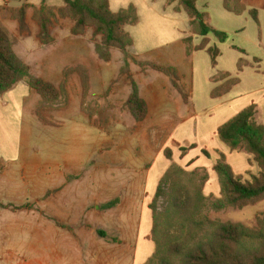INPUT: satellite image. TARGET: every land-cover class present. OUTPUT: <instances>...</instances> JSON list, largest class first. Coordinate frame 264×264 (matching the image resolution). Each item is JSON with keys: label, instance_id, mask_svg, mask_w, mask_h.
<instances>
[{"label": "crops", "instance_id": "1", "mask_svg": "<svg viewBox=\"0 0 264 264\" xmlns=\"http://www.w3.org/2000/svg\"><path fill=\"white\" fill-rule=\"evenodd\" d=\"M25 2L28 4L26 6L27 32H21L17 20L11 16V9L24 5V0H0V21L10 34H13L15 38L13 50L28 66L32 74L42 77L56 87L65 81L67 99L63 97L61 99L62 103L60 101L57 103L59 105L57 109L47 108L50 115H72L71 118H74L85 127H95L89 122H94L103 114H107L109 117L114 116V118H110L112 122L118 115H124L133 122V117L126 107L115 110L114 99L110 101L114 109L104 113V98L98 97V95H103L109 91L111 83L119 76L121 65L118 66L117 72L111 78L105 76L107 70L105 64H109L113 60L114 49L111 50V59L108 62L103 61L95 52L94 42L91 39L92 35L89 30L79 35L72 34L73 22L67 18L62 19L57 27L55 25L51 28V42L41 43L38 38L39 27L32 18L34 8L38 9L42 4L49 7H59L62 2L61 0H25ZM108 3L111 11H118L130 5L135 7L138 22L134 25L124 26L125 32L132 39V45L129 47L130 54L138 61L154 62L163 66L174 67L177 72V83L187 97V100L184 101L182 95L173 86L170 76L150 66L141 67L134 63L130 66V73L138 85L139 94L147 104V116L144 119L147 122L145 123L146 127L144 131L141 130L138 134L141 139L144 138L145 140L143 142L144 148L149 149V139L151 137L155 138L161 135L176 142L178 145L175 147L179 149L181 143L195 142L191 139L188 142L189 140L186 138L181 141L175 139V137L183 136L184 133H187L190 137V132L197 134L203 129H209L207 139L210 141L206 144L208 147L205 145L201 148L198 147L200 150L195 149V147L190 148L185 152L188 155L186 158L189 157L190 153L196 152L197 154L204 148L211 152L215 160L222 154L236 174L246 171L250 165L248 162L249 154L243 151L231 150L218 138L217 129L249 104L256 105L255 119L258 123L264 125V110L261 114L258 112V106L264 105V0H239V3L244 7L240 13L227 10L224 7L223 0L197 1L198 10L206 14L204 22L213 29L227 34L224 41H219L211 32L204 37L190 33V18L177 1L108 0ZM253 9L256 11L257 21L249 13V10ZM163 18H167L172 26L181 28L179 33L176 32L174 39L165 43L158 41L157 36L153 34L144 45H140L136 36L128 31L131 26H138L146 22L152 24L154 20H163ZM31 35H34L42 45L53 46L62 42V51L53 56L48 67H45L47 65L41 60V73L43 74L35 72L33 70L34 62L30 63L28 60L31 55L26 46V38ZM188 36L191 37L190 43L185 42V38ZM203 38H206L207 42L200 47ZM212 46H216L219 50L214 64L208 52V48ZM121 54L123 56L122 52ZM78 69H81L86 78L87 91L84 98L82 76ZM51 78L55 80H51ZM129 92L130 89L126 88V96L122 104L126 101ZM250 96L254 97V100H250ZM39 100V94L23 81L0 95V155H2L0 163L4 169L8 168L9 164L17 163L18 160H21L20 167L22 169H25V166L31 163L34 164V168L37 163L35 160L44 159L38 156L40 154L37 148H31L28 151L29 149L19 145L11 149L13 152L9 156L7 143L9 123H11L9 118L19 120V130L13 129V132L18 131L17 135L20 133L22 136L25 105L32 103L37 106ZM88 103L97 107L95 111L87 110ZM32 110L35 114V108ZM37 119L40 121L38 117ZM49 121L52 122V119ZM97 127L102 130L101 127ZM135 135L137 136V134ZM199 145L202 144L199 142ZM88 149L86 146H49L41 148V151L47 153V181L48 191L50 192L48 213L55 223L56 221L64 223L65 219L66 223H71L68 221L70 214L67 211L73 206L74 202L80 201L81 187L86 180V173L89 168H94L96 187H101L100 196L98 197L97 194L95 200L96 202H105L102 176L98 175V170L103 171V164L97 163L93 166L94 164L91 162L90 167L88 166L89 160L98 152V146L96 144L90 147V155ZM148 152L149 150H145L144 153L147 154ZM82 155H85V161L82 159ZM163 156L162 153L158 152L155 159L161 160ZM144 165L145 163L143 166L122 165L123 168L135 172L133 177L129 178L131 180L129 185L136 195L142 193V187L145 186L144 183L147 181L148 175L144 174L143 171L148 167L142 169ZM151 167L149 166V168ZM121 195L122 192L120 191L113 198L106 200V203L116 198L119 199V202L120 200L122 202ZM81 206L82 203L80 202L76 211H80ZM83 206H85V203H83ZM115 206L109 207V209ZM73 216L71 214V217ZM54 225L58 228H64L58 224L57 226ZM76 239L78 240V238ZM133 264H135L134 260Z\"/></svg>", "mask_w": 264, "mask_h": 264}, {"label": "rangeland", "instance_id": "2", "mask_svg": "<svg viewBox=\"0 0 264 264\" xmlns=\"http://www.w3.org/2000/svg\"><path fill=\"white\" fill-rule=\"evenodd\" d=\"M23 4L28 5L25 0ZM55 13H57L56 10ZM62 19L65 18L60 17L57 13L50 30L55 25L57 27ZM87 30L92 35L91 39L94 44L100 42V36H94L90 27H86L83 33ZM180 30V27L172 26L167 18L156 19L152 24L146 22L138 26H131L128 29L136 36L140 45H144L153 34L157 36L158 41L165 43L174 39L176 32L179 33ZM11 38L12 44H14L13 34H11ZM61 45L62 42L53 46L42 45L34 35L27 37L26 46L31 55L28 60L30 63L34 62L33 70L43 74L41 73V60L47 65L45 67H48L53 56L62 51ZM113 51V60L109 64H105L107 69L105 76L111 78L117 72L118 66L121 65V67L119 76L111 83L109 91L98 95V97L104 98V113L114 109L110 102L112 99H114L115 110L127 108L125 102L122 104L126 96V88L131 91L130 80L127 77L131 75L130 66L133 63L137 64V60L130 54L129 48L128 53L123 56L119 50L114 49ZM125 59L129 68L127 74L121 72ZM132 79L134 80L133 77ZM51 80L55 79L51 78ZM63 97L62 95L58 102L51 106L41 105V102L37 106L32 103L26 104L23 113L22 136L20 133L17 135L18 131L13 132V129L19 128V120L9 118L11 121L7 140L9 156L13 152L11 149L19 145L29 149L28 151L31 148H37L40 154L38 156L45 160H35L37 163L34 168V164L31 163L25 166V169L20 167L21 160L9 164L6 169L0 163V264H133V260L135 264H142L154 251V244L150 239L153 238L150 235L152 215H156L154 219L157 226L156 242L158 241L163 252H167V247L164 245L168 241L183 238L187 231L182 225L181 215H184L190 208L198 189L205 197L198 218L240 223L251 228L257 226L256 217L264 214V196L241 208L226 206L218 210L212 207V203L216 199L223 197L213 165L218 159L225 160L224 157L220 156L221 158L215 160L211 152L203 148L199 153H190L186 158L188 155L181 154L180 149L171 145L170 138L161 135L155 138L151 137L149 149L144 148L145 140L141 139L138 134L139 131L145 130L147 122L136 121L134 118L135 122H131L124 115L116 116L112 122L110 118H114V116L109 117L107 114H103L94 122H89L95 127L81 125L80 122L71 118L72 115H50L47 108L57 109L59 107L57 103L59 101L62 103ZM249 99L254 100V97L250 96ZM34 108L35 114L32 110ZM86 108L88 111H95L97 107L88 103ZM262 110H264V105H259L258 112L260 114ZM36 111L39 112V116ZM258 118L260 119L259 114ZM51 119L52 122L49 121ZM97 126L102 130H99ZM189 134L190 137L184 133L183 136H177L175 139L182 141L186 138L189 140L188 142L193 140L195 143L188 144H195V149L204 147V145L208 147L206 144L210 141L207 139L209 129H203L197 134L192 132ZM199 142L202 145L198 146ZM96 144L98 152L89 160L88 166L90 167L91 162L94 164L93 166L97 163L103 164V171L98 170V175L102 176L105 202H96L95 200L97 194L98 197L100 196L101 187H96L95 170L89 168L86 180L81 187L80 201L74 202L67 211L70 214L68 221L71 223H66V219L65 222L63 221L64 223L58 221L55 223L48 213L50 192L47 181V153L41 151V148L86 146L87 149L89 148L90 155V147ZM181 145L183 144L181 143ZM165 149L171 150L170 157L165 155ZM145 150H149V152L145 154ZM204 150L207 151L208 156L203 152ZM237 151L245 152L244 149ZM158 152L165 157L163 156L161 160L155 159ZM0 157L2 158V155ZM84 157L85 155H82L83 160ZM249 157V168L243 173L236 174L234 172L243 180H249L253 175L259 173V167L250 154ZM144 163L142 169L152 167L143 171L148 175L147 181L142 187V193L136 195L129 185L131 181L129 178L133 177L135 172L123 168V166H143ZM166 175L165 181L161 184V180ZM159 184H161V193L157 196L155 192ZM120 191L123 201L120 200L114 208H105L103 205L106 200L113 198ZM175 198L179 201L177 207L173 203ZM80 202L82 203L81 209L76 211ZM71 214L74 216L71 217ZM54 224L64 228L55 227ZM98 229L105 230L109 237H116L118 242H111L100 237L97 234Z\"/></svg>", "mask_w": 264, "mask_h": 264}, {"label": "trees", "instance_id": "3", "mask_svg": "<svg viewBox=\"0 0 264 264\" xmlns=\"http://www.w3.org/2000/svg\"><path fill=\"white\" fill-rule=\"evenodd\" d=\"M177 1L179 6L186 12L192 34L207 36L213 33L219 41H224L227 34L213 29L204 22L206 16L198 10V0H169ZM59 7H49L44 4L40 8H34L32 18L36 21L39 32L38 38L43 44L51 42L50 27L56 15L68 18L73 22L71 32L74 35L83 34L86 27L92 29L94 36H100V42L94 44L95 52L103 61L111 59V50L117 49L124 55L132 45L131 37L123 30L126 25H134L138 22L135 7L130 5L127 8L111 11L108 0H61ZM227 10L240 13L244 9L239 0H223ZM55 10L57 13H55ZM251 17L257 21L256 11L249 10ZM11 16L17 20L21 32L28 31L26 23V6L11 9ZM191 37L185 38L190 43ZM206 38L201 40L200 47L205 45ZM12 38L8 29L0 21V95L10 90L20 81L25 82L33 88L40 96L41 105L51 106L58 102L62 95L66 98L65 81L58 87L32 74L28 66L16 55L12 47ZM188 52V49H187ZM211 60L214 64L219 53L216 46L208 48ZM138 65L150 66L167 76L171 77L173 86L182 95L184 101L186 95L177 83V72L174 67L163 66L154 62L136 61ZM121 72H129L128 63L124 60ZM77 69V68H75ZM82 76L83 98L86 95V78L81 69H78ZM131 91L125 101L130 114L136 121H142L147 116V104L139 94L137 83L131 75ZM255 105L244 107L233 117L228 119L217 129L218 138L231 150L244 149L252 156L253 161L259 167L258 175H253L249 180L241 179V176L234 174L230 165L224 159L216 160L213 170L216 172L222 198L212 203L214 209H222L226 206L244 207L259 200L264 196V125L255 119ZM39 116V112L36 111ZM171 145L178 144L171 141ZM195 144L187 142L179 146L181 154L187 149L194 148ZM207 156L206 150L203 151ZM165 155L171 156V150L165 149ZM223 157V155H220ZM220 157V158H221ZM168 175V174H167ZM167 175L161 180L165 181ZM161 184L158 185L155 194L161 193ZM205 197L198 189L188 211L181 215L182 225L187 229L181 239L168 241L164 246L167 252L156 242L157 226L154 222L156 215H152V226L150 238L154 244V251L143 264H264V214L256 217L257 226L251 228L240 223L220 222L208 218H198ZM116 198L104 205L105 208L117 205ZM177 198L174 205H179ZM153 210V209H152ZM154 212V210H153ZM70 228V227H69ZM97 234L111 242H118L116 237H109L105 230L98 229Z\"/></svg>", "mask_w": 264, "mask_h": 264}]
</instances>
